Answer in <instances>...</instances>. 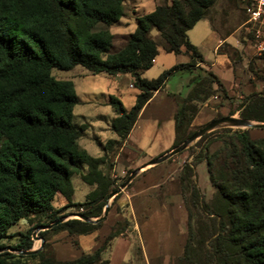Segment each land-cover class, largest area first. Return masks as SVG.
<instances>
[{
    "label": "trees",
    "instance_id": "16d2710c",
    "mask_svg": "<svg viewBox=\"0 0 264 264\" xmlns=\"http://www.w3.org/2000/svg\"><path fill=\"white\" fill-rule=\"evenodd\" d=\"M211 2L170 0L157 4L136 18L124 45L111 52L113 34L107 27L96 26L118 21L123 14V0H0V238L7 236L8 228L20 218L30 220V216L40 214L52 220L58 218L59 209L52 199L59 192L67 203L70 201L71 174L82 164L89 170L81 174V179L99 185V195L107 197L113 190L108 176L97 170L101 159L87 153L77 142L80 128L71 120L79 97L73 81L56 79L51 68L81 65L92 74L128 72L137 88L135 104L127 109L117 96L109 95L107 100L116 113L112 129L125 134L143 103L153 90L164 86L172 71H189L190 64L202 60L187 30L206 15ZM151 26L158 30L166 51L184 52L189 60L147 79L140 76L139 70L152 65L159 47L148 33ZM260 57L264 62V51ZM204 71L205 75L195 72L187 94L177 101L175 132L182 127L192 100L205 101L215 90L226 95L217 76ZM244 102L240 106L242 117L264 121V90L251 93ZM224 145L225 158L216 176L210 156L217 152L205 155L218 202V207L212 208L200 199V205L216 218L208 264H264V136L252 138L247 129H237ZM199 160L195 157L193 163ZM193 163L183 164L182 177L186 180L195 176ZM190 189L194 203L200 195L194 180ZM96 193L94 190L88 194ZM98 225L99 221L73 218L59 226L69 232L88 233ZM114 236L108 234L91 252L76 258H42L39 264H93L100 260ZM19 246L30 247L28 235ZM0 264L22 263L0 257Z\"/></svg>",
    "mask_w": 264,
    "mask_h": 264
},
{
    "label": "rangeland",
    "instance_id": "374dc122",
    "mask_svg": "<svg viewBox=\"0 0 264 264\" xmlns=\"http://www.w3.org/2000/svg\"><path fill=\"white\" fill-rule=\"evenodd\" d=\"M164 2L170 0H154L155 6ZM151 4L153 0H123V14L118 21L96 26L107 27L113 34L111 52L124 45L128 34L135 28L136 18L149 12ZM245 17L238 0H212L206 15L187 30L189 40L210 64L215 63L214 68H217L222 80L228 84L231 77L236 84L225 88L226 95L218 90L209 94L211 100L207 104L192 100L190 107L186 108L182 127L178 132L174 131L171 144L160 151L159 148L173 136L174 115L169 120H149L147 131L142 137L147 155L137 148H123L127 133L119 135L114 131V136L110 137L108 131L112 130L111 124L116 115L111 117L113 109L107 103L109 94L117 96L127 109L135 104L137 88L132 85L130 78L109 76L104 72L92 74L81 65L70 69L51 68V74L56 79H71L77 95L82 99L74 105L71 120L75 127L80 128L77 138L79 146L101 159L97 170L108 176L112 192L120 189L112 195L110 192L107 197L101 196L99 185L81 179V174L89 170L87 165L74 168L70 201L67 203L59 192L52 199L54 207L59 209L56 215L58 218L64 217L63 220L52 223L58 218L52 220L46 214L30 216V220L20 218L8 228V235L0 238V257L17 259L22 264H39L42 258L73 259L81 253L91 252L112 233L127 238L130 248L127 249L120 239L109 240L100 260L93 264H104L106 260L105 264H208L209 242L216 218L200 205V199L212 208H217L218 202L214 199L216 187L209 179L205 155L217 152L215 156H210L212 172L216 176L217 168L225 158L223 145H227L230 135L237 129H247L250 137H263L264 127L217 126L164 160L149 162L211 119L229 114L242 117L241 103L251 93L264 90V62L253 46L251 34L244 24ZM206 18L218 35L228 37L219 46V51L226 54L216 55L213 51L215 34ZM148 33L159 45V61L141 75L150 79L162 71L161 63L171 66L182 62L183 57L162 50L164 40L154 26L150 27ZM222 63H226L227 68L231 66L232 73L223 70L221 74L218 68ZM202 69L196 68L205 75ZM195 75V72L186 69H176L167 76L163 90L171 93L177 103L187 94ZM84 146L97 147L96 154L99 155L91 154L92 149L88 151ZM195 157H200V160L193 163ZM186 162L193 163L195 172V176H189L188 180L182 177L183 164ZM134 170L135 174L120 187ZM192 180L200 192L199 200L194 203L190 197ZM94 190L96 194H88ZM105 204L108 205L105 217L98 220L99 225L88 233L69 232L59 226L68 219L83 220L79 213L96 218L102 215ZM27 235L30 247L21 248V240ZM20 249L36 250L25 253L20 252Z\"/></svg>",
    "mask_w": 264,
    "mask_h": 264
},
{
    "label": "crops",
    "instance_id": "0c3cea01",
    "mask_svg": "<svg viewBox=\"0 0 264 264\" xmlns=\"http://www.w3.org/2000/svg\"><path fill=\"white\" fill-rule=\"evenodd\" d=\"M151 5H152L151 10H153L154 7H155L154 0H153V4H151ZM208 22L210 23L209 20H208ZM210 27H211L212 33L215 34V39H216L214 47H213V51L215 52L216 55L225 53V52L219 51V48H220L219 46H220V43L222 41H224L225 39H227L228 37L222 38L220 35H218V33L212 28L211 23H210ZM132 31H130V32H132ZM161 48H162V50L166 51L163 47H161ZM197 49H198V47H197ZM158 52H159V47H158ZM158 52H157V54H158ZM167 52H169V51H167ZM176 55H182V57H183L182 62L171 64V66H166L168 64L165 65V64L161 63L160 69L164 70V69H167L169 67H172L175 64L187 63L188 60H189L187 54H185L184 52H180V53H178ZM201 55H202V60L201 61H197L195 64H190L189 65V68L191 70L189 68L188 69H189L190 72H197L196 68L197 67H201V68H203L205 70H209V71L213 72L217 76V78L223 83V85L225 86L226 89L231 88L232 84H236V82L233 81V79H231V77L228 80V84L225 83V81L222 80V76L219 74V71L217 72V68L216 67H215L216 69L214 68V66H215L214 64L215 63H213V65L210 64L209 61L205 58V56H203L202 53H201ZM158 61L159 60H158L157 55H156L152 59V64L156 63ZM226 66H227L226 63H224V64L222 63V65L219 66L218 70H220L221 74L223 73V70L224 71L228 70L229 72L232 73L231 66L228 67V68ZM144 70L145 69L139 70L140 76L143 74ZM104 73H106V72H104ZM106 74L109 75V76L112 75V76H115V77L125 76L126 79L130 78L131 81L133 79L132 76L128 72H118L116 74H108V73H106ZM74 87H75V85H74ZM163 88H164V86H162L159 89L153 90L151 96L143 103V105L141 106V108H140V110H139V112L137 114V117H136L133 125L131 126V128L129 129V131L127 132V134L125 136V139H124L125 143L122 144L123 148H125V149H130L132 147L133 148H137V149L142 150L144 152V154L147 155L146 151H145L146 146H144V142H142V139H143L142 137L147 131V126H148L147 123L149 122V120H155V121L159 122V121H162L163 119L169 120L170 118H173L177 103H176V100H175L174 96H172L171 93H168V92L164 91ZM109 95H112V94H109ZM81 100L82 99H80V97H79V102H77L76 104L80 103ZM210 100H211V97H208L204 101V104H207L208 102H210ZM73 110H74V107H73ZM114 114H115V111L113 110V114H112L111 117H113ZM108 131H110V137L114 136V134H113L114 130L113 129L112 130H108ZM173 138H174V123H173V136H172V138L164 146L160 147L158 151H160V150H162L164 148H167L171 144ZM84 147L88 151H89V149H92L93 152L91 154L99 155V154H96L98 152V148L97 147H93V146L92 147L91 146L90 147L89 146H84ZM114 238L122 240L124 245H126L127 249L130 248V242H129V240L127 238L122 237L120 235H115L114 237H112L110 239V241L112 239H114Z\"/></svg>",
    "mask_w": 264,
    "mask_h": 264
},
{
    "label": "water",
    "instance_id": "95a60500",
    "mask_svg": "<svg viewBox=\"0 0 264 264\" xmlns=\"http://www.w3.org/2000/svg\"><path fill=\"white\" fill-rule=\"evenodd\" d=\"M221 125H234V126H240V127H264V121L253 122L248 118L236 117V116H233L230 114L211 119L208 122L204 123L200 128H198L196 131H194L192 134H190L187 138H185L179 144L172 147L170 150L163 153L162 155L153 158L149 163H157L161 160H164L165 158L169 157L170 155H172V154L180 151L181 149L185 148L190 142H192L193 140H195L196 138L201 136L203 133L211 130L214 127L221 126ZM135 172H136L135 170L132 171V173L126 178V180L121 184L120 187L124 186L129 181V179L135 174ZM119 189L120 188L116 189L110 195L114 194ZM107 209H108V205L105 204L102 215H99L96 218H91V217L83 215L81 213H79L78 215L85 221L96 222V221L103 219L105 217V215L107 213ZM63 218L64 217H59L58 219H56L52 223L57 222V221H61V220H63ZM48 225H46V226H48ZM35 250L36 249H20L19 251L25 252V253H30V252H33Z\"/></svg>",
    "mask_w": 264,
    "mask_h": 264
},
{
    "label": "built area",
    "instance_id": "2783aa9c",
    "mask_svg": "<svg viewBox=\"0 0 264 264\" xmlns=\"http://www.w3.org/2000/svg\"><path fill=\"white\" fill-rule=\"evenodd\" d=\"M245 12V27L258 54L264 51V0H238Z\"/></svg>",
    "mask_w": 264,
    "mask_h": 264
}]
</instances>
